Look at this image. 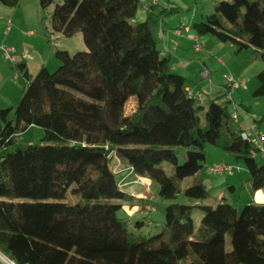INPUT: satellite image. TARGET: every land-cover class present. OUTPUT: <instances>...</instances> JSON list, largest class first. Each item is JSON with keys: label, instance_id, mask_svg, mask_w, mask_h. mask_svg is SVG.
Instances as JSON below:
<instances>
[{"label": "trees", "instance_id": "16d2710c", "mask_svg": "<svg viewBox=\"0 0 264 264\" xmlns=\"http://www.w3.org/2000/svg\"><path fill=\"white\" fill-rule=\"evenodd\" d=\"M38 1L43 10L55 2ZM139 6L140 0H61L51 14L52 32L66 38L81 33L87 50H57L60 67L50 72L43 66L32 79L25 61L13 63L28 87L14 119L12 107L0 108V151L32 126L45 136L40 144L0 154V253L16 264H264V203L251 200L239 213L199 175L205 147L212 145L245 165L248 177L240 189L264 190V163L257 161L264 157L242 136L248 122L242 111L248 114L249 108L229 97L244 83L233 76L238 84L221 85L222 101L216 97L203 105L187 77L172 68L168 53L177 43L173 49L159 46L168 9L148 4L138 21ZM183 27L188 31L177 35ZM174 34L191 35L193 47L212 35L239 51L253 48L264 63V0H214L211 14L181 23ZM257 80L253 96H264V69ZM131 98L136 107L127 115ZM234 106L241 112L238 121ZM251 117L259 130L261 117ZM177 148L186 151L182 164ZM113 157L128 167V176L155 182L162 199L183 193L197 202L168 204L155 235L136 232L144 222L131 224L124 206L138 202L137 213L146 214L147 203L124 190ZM164 163L173 167L171 174ZM189 177L193 183L182 190ZM226 190L233 194L236 187L228 184ZM196 208L203 216L195 234Z\"/></svg>", "mask_w": 264, "mask_h": 264}, {"label": "rangeland", "instance_id": "374dc122", "mask_svg": "<svg viewBox=\"0 0 264 264\" xmlns=\"http://www.w3.org/2000/svg\"><path fill=\"white\" fill-rule=\"evenodd\" d=\"M60 2L61 0H55L46 10L41 8L38 0H20L16 7L0 5V108H13L10 119H14L15 108L19 104L23 92L28 87L27 79L13 70L14 62L25 61L28 63L29 75L32 79L43 66L50 72H55L60 67L61 61L56 57L57 50L68 51L71 55L87 50L81 33L76 34L72 38H66L60 33L52 32L51 14L55 5ZM155 3H160L168 9L164 15L165 21L163 25L167 29L176 28L181 23L189 25L192 22L202 20L213 12L214 0H140L136 20H144L146 15L145 6ZM170 9H173V11L168 12ZM183 36H189V34H184ZM178 42L181 41L178 39ZM200 43L201 45L210 43V46L196 52L193 44L184 47L181 42V49L178 50L177 55L179 58L182 57V52L186 55L180 60H182L183 66L187 65L190 67V71L181 72L189 80V85L193 88H197L198 85L202 86L203 91H198L199 93L196 94H200L202 104L208 106L214 91L218 92L219 90L220 94H223L221 92L224 90L221 89V85L226 81L227 77L234 76L237 81H242L244 86L236 88L229 97L238 103L242 101L245 106H250L254 114L262 118L264 116V96H253V92L259 85L257 75L264 69V63L256 58L253 48L239 51L236 46L230 43H222L212 35L202 36ZM159 46L162 48V44ZM3 48L9 49V57H6ZM183 48L186 49L184 50ZM12 57L14 61L11 59ZM204 65L206 69L203 67ZM205 70L208 74L209 72L211 73L209 77L204 75L203 72ZM200 71L201 78L197 76ZM135 107L136 100L131 98L126 105L125 113L127 115L131 114ZM230 110L233 111L232 104H230ZM242 115L248 122L251 121V115L243 111ZM200 117L204 121L203 111L200 112ZM44 136V130L40 127L32 126L27 131L19 134L15 144L3 148L0 154H6L20 145L40 144ZM177 151L179 163L182 164L186 155L185 148H177ZM205 152L206 161L199 175L206 186L212 189L214 196L225 195L228 198V202L236 207L240 213L248 200L251 199L248 189H240L242 184L241 176L248 177L245 165L236 162L230 153L212 145H207ZM257 161L262 164L264 163V158L259 155ZM219 163H226L233 167V170L223 175L207 173L208 167ZM112 164L111 166L114 170L119 172L118 174L121 177H125L123 186L128 187L137 195L139 194L140 198H143L144 202L150 205V209H146L148 211L146 214H138L136 211V214L134 213L135 215L131 218V224L137 221L144 222L141 229L134 228L136 232L142 235L152 236L162 231L165 222L164 210L168 204H193L197 202L187 198L183 193H180L174 200H164L159 195L158 185L150 179H145V184L140 182L132 187L130 186L132 183H130L129 186H126L127 181L134 182L137 179L128 176V167L116 157H113ZM163 167L169 174L172 173L173 167L171 165L164 163ZM193 181L194 177L184 179L180 184L181 189L184 190ZM232 183L235 184L236 191L230 194L225 189L228 184ZM111 202L118 203L119 201L113 199ZM199 202L203 205L214 204L213 200H201ZM137 204L138 202L132 201L130 204L125 205L129 211L126 210V212L131 214L134 207L139 209ZM119 215L124 216L123 212H120ZM202 216V210L196 208L193 212L195 234L200 227ZM227 250H231L230 240L227 243ZM4 263L7 264L5 261Z\"/></svg>", "mask_w": 264, "mask_h": 264}, {"label": "crops", "instance_id": "0c3cea01", "mask_svg": "<svg viewBox=\"0 0 264 264\" xmlns=\"http://www.w3.org/2000/svg\"><path fill=\"white\" fill-rule=\"evenodd\" d=\"M178 39H179V41H181L182 42V45L184 46V47H186V45H192L193 44V41H192V38H191V36L189 35V36H181V37H178V36H176L175 34H174V27H171V28H167L166 29V27L164 28L163 27V32H162V49L163 48H165L166 46L169 48V49H173V47H174V44H175V42L177 43V49L175 50V52H170V53H168V55H170L171 57H172V68H173V70L175 71V72H178V71H180V74H182V75H184L185 76V74H183L182 72H184V71H190V67L189 66H187V65H184L183 66V62H182V60H180V59H183V57H185L186 55L182 52V57H178V50H180L181 49V42H178ZM210 46V43L209 44H206L205 45V47L204 48H207V47H209ZM184 50L186 49V48H183ZM183 50V51H184ZM28 64V63H27ZM203 67H205L206 68V66L204 65ZM208 69V68H207ZM209 70V69H208ZM182 71V72H181ZM204 73V72H203ZM210 73V72H209ZM210 75H211V73H210ZM197 76L198 77H200L201 78V71L199 72V74L197 73ZM224 83V82H223ZM190 87H191V85H189ZM194 91H196V92H198V91H203V89H202V86L201 85H198L197 86V88H193V87H191ZM214 94H212L213 96H212V98H216V97H220V99H221V101L223 100V98H222V94H220V92H219V90H218V92L216 91H214L213 92ZM222 93V92H221ZM239 103H242V101L241 102H239ZM246 107H248L249 108V110H248V114L249 115H253L254 114V111H253V109L250 107V106H246ZM259 130L264 134V116H262V118H261V121L259 122ZM123 177V176H122ZM123 178H125V177H123ZM241 178H242V181L243 180H246V178L247 177H242L241 176ZM123 181H124V179H123ZM145 179H137L136 181H134V182H130V181H127V185L126 186H129L130 185V183H132L130 186H132V187H134V185H136L137 183H144L145 184ZM133 183H135V184H133ZM123 184H124V182H123ZM233 185H235L234 183H233ZM123 188H124V190H125V188H126V192H128V193H130L131 195H134V196H136V197H140L139 196V194L137 195L136 193H134V192H132L128 187H124L123 186ZM128 189V190H127ZM245 189H248L249 190V188L248 187H245ZM250 191V190H249ZM250 194H251V199L250 200H248V202L249 201H254V202H256V203H259V204H263L264 203V190H262V189H260V190H257V191H255V192H250ZM145 208L146 209H150V205L149 204H147L146 206H145ZM137 209H138V207H134L133 208V210H132V212L133 213H129V215L132 217V216H134L136 213V211H137ZM124 210L126 211H128V207L127 206H124ZM129 212V211H128ZM135 213V214H134ZM133 214V215H132ZM4 260L5 262H6V257L3 255V254H1L0 253V264H3L4 263V261H2V260ZM3 262V263H2ZM7 263V262H6ZM5 264V263H4Z\"/></svg>", "mask_w": 264, "mask_h": 264}, {"label": "built area", "instance_id": "2783aa9c", "mask_svg": "<svg viewBox=\"0 0 264 264\" xmlns=\"http://www.w3.org/2000/svg\"><path fill=\"white\" fill-rule=\"evenodd\" d=\"M182 29H185L186 31H188L187 27H183V28H179L178 30H176V34L181 35ZM194 48L196 51H199L201 48V45L195 44ZM3 51L5 52L6 57H9V49L3 48ZM24 57H25V55H24ZM11 59L14 61L13 57ZM204 75L208 76V72L205 71ZM226 84L230 87H236L238 83L235 81L233 76H230V77H227ZM188 90L190 91V89H188ZM199 98H200V96H199ZM234 108H235V111L232 114V117L235 121H238L241 117V114H240L241 112L239 111L237 106H234ZM242 136L244 139L248 140L249 142L256 144L260 149V154L264 157V134L258 130L256 123L246 122L245 130L243 131ZM252 154L255 155L256 152L253 151ZM232 170H233V167H231L227 164L219 163V164H215L213 166H210L207 171H208V174L223 175V174L231 172ZM5 260H6L7 264H16L15 262H13L7 258ZM242 264H244V263H242Z\"/></svg>", "mask_w": 264, "mask_h": 264}]
</instances>
